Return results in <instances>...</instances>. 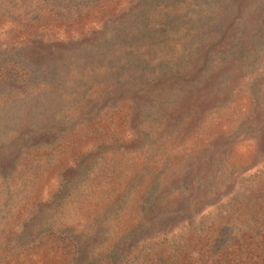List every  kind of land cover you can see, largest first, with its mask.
I'll return each instance as SVG.
<instances>
[{"label":"rangeland","instance_id":"rangeland-1","mask_svg":"<svg viewBox=\"0 0 264 264\" xmlns=\"http://www.w3.org/2000/svg\"><path fill=\"white\" fill-rule=\"evenodd\" d=\"M0 264H264V0H0Z\"/></svg>","mask_w":264,"mask_h":264}]
</instances>
